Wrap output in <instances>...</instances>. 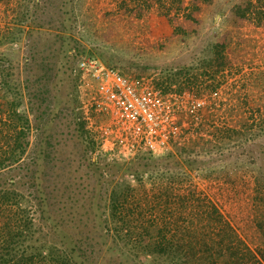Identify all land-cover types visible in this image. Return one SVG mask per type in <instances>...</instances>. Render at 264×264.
Listing matches in <instances>:
<instances>
[{
	"label": "rangeland",
	"instance_id": "rangeland-1",
	"mask_svg": "<svg viewBox=\"0 0 264 264\" xmlns=\"http://www.w3.org/2000/svg\"><path fill=\"white\" fill-rule=\"evenodd\" d=\"M71 6L66 21L65 0L0 1V186L17 191L13 209L27 208L36 237L65 242L81 264H134L125 253L161 240L160 229L166 238L199 239L227 223L264 258V0ZM82 49L80 60L92 52L169 95L206 96L202 119L186 117V138L167 153L114 159L96 143L85 148L78 129L84 92L62 59ZM118 186H128L131 210L113 217L110 194ZM123 217L130 228L117 232Z\"/></svg>",
	"mask_w": 264,
	"mask_h": 264
},
{
	"label": "built area",
	"instance_id": "built-area-1",
	"mask_svg": "<svg viewBox=\"0 0 264 264\" xmlns=\"http://www.w3.org/2000/svg\"><path fill=\"white\" fill-rule=\"evenodd\" d=\"M78 68L86 129L98 152L110 158L169 152L186 138V117L200 121L209 104L206 96L190 90L169 95L144 77L126 76L98 57H83ZM218 93L215 89L209 96L216 99Z\"/></svg>",
	"mask_w": 264,
	"mask_h": 264
},
{
	"label": "trees",
	"instance_id": "trees-1",
	"mask_svg": "<svg viewBox=\"0 0 264 264\" xmlns=\"http://www.w3.org/2000/svg\"><path fill=\"white\" fill-rule=\"evenodd\" d=\"M65 3L66 9H64L63 14L67 21L72 9V0H65ZM26 14V7L19 9L17 20L23 22L27 17ZM60 47L62 48L63 44ZM83 50H77L75 54L66 58L62 57L64 61L70 62V74L76 84L79 83L80 70L78 61L81 58L80 52H83ZM87 54L91 57L96 56L92 52H87ZM101 56L103 55L101 54ZM104 59L102 60L108 63L105 57ZM192 78L197 80L198 76L192 75ZM192 78L186 77L187 85L193 80ZM30 91L35 94L33 86ZM12 105L16 104L12 102ZM11 109L12 115L16 116L17 119L22 118L21 114L16 112L15 106H12ZM78 129L82 134L86 133L85 138L87 139L88 147L86 146L85 148L94 149L96 142L86 130V124L83 120L78 122ZM8 158L10 161H14L17 158L16 152H11ZM146 158L148 157L144 159ZM5 160L6 157L0 156V167L5 164ZM197 162L194 159V163ZM189 165L192 166L193 164ZM127 187L118 186L111 190L109 210L113 217L124 216V212L131 210L127 206ZM40 198L45 199L43 195H40ZM17 200V191L15 189H9L5 185L0 186V264H81L74 257L73 250L65 242L60 246L54 240L45 239L46 236H41L43 239L37 238L35 235L37 228H35L33 217L29 215L28 209L22 206L18 209H13V203L18 204ZM44 219L46 222L44 223L52 231H57L58 224L56 221H52L48 217H44ZM125 222L124 225L122 224L119 228H115L117 232L123 230L124 226L130 228V221L128 222L127 220ZM159 235L162 237L161 240L155 243H143L141 252H138V248L136 249L132 245L133 249H129V252L125 253L128 259L134 264H138L135 261L140 263L142 260L151 262L157 260L159 264H264V258L251 249L228 223L224 224L221 231L219 230L215 235H201L199 239L195 235L185 237L177 234L171 236L172 238H166V233L162 229L159 230ZM125 239L128 243L131 240L130 238Z\"/></svg>",
	"mask_w": 264,
	"mask_h": 264
}]
</instances>
